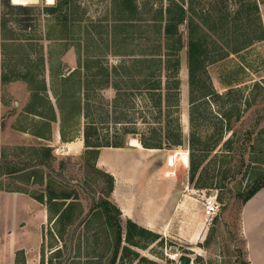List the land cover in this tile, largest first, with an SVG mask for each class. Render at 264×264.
<instances>
[{
	"label": "rangeland",
	"instance_id": "1",
	"mask_svg": "<svg viewBox=\"0 0 264 264\" xmlns=\"http://www.w3.org/2000/svg\"><path fill=\"white\" fill-rule=\"evenodd\" d=\"M58 1L65 0H54L51 6ZM66 1L68 2L66 19L60 18L63 21L59 23L56 14H47L44 10V7L49 6L45 0L22 5L23 8L21 9L13 5L10 0H0V76L2 77L3 73L8 75L7 84L4 85L0 79L1 103L9 102V105L13 106L18 100L24 99L25 87L28 86V83L32 88L38 90L35 93L39 94L42 101L45 100L44 89H42L44 82L48 84L49 98L55 102L59 101L60 96L63 98L66 91L75 94L79 90L81 74L79 72L82 60L86 57L85 51L100 61L106 60L107 63L110 61L111 64L115 63L118 58L126 57L122 55L114 57V47L118 51L120 49L121 53L133 51L137 54L136 56L140 55L138 54L141 53L139 51H143V45H138V43L143 42L141 39L130 43V46L126 42L122 48H120L121 44L117 46L111 44L113 38L116 41H129L126 33L129 30L131 32L136 31V24L144 25L140 22L135 25L128 24L130 27L126 29L125 22L110 21L113 17L112 8L118 3L117 0ZM136 1L140 8L149 3L145 9L150 13L156 11L158 7L164 9L168 2L167 0ZM182 1H184V5L187 4V0ZM196 1L200 3L196 7L200 8L210 6L216 0ZM226 2L229 9L234 11L233 0ZM259 7L264 25V7L262 5ZM143 10H141L142 13ZM150 13L148 15L145 13L143 16L148 17ZM147 23L152 25L151 21L147 20ZM120 26L123 27L122 30L119 28ZM180 31L182 41L186 46L187 29L185 24L180 26ZM214 42L219 49L220 46L224 47V45L233 47L236 41ZM238 42L245 43L247 41ZM217 55L214 54L215 57ZM186 58V48H184L179 54L180 68L178 74L176 78L171 77L173 80L179 81L178 88H174L172 93L174 96L177 93L175 101H177L179 108L175 112V117L178 118L179 122L180 116L181 127L185 135L189 134L190 130L188 120L191 110L188 100ZM108 66L111 67L110 64ZM134 72L131 71V73ZM207 72L210 83L218 95H222V99L217 100V103L208 104V112L203 110L205 117L201 115L197 122L199 134L205 133L208 124L215 123L214 120L218 117L217 115L227 111L229 106L223 103L228 98L230 101L235 100L240 104L241 117L238 121L233 122L230 131H224L220 143L206 154L205 171L200 169L192 182L187 180V174H185L186 171H184L185 168L181 161L176 162L174 172L181 174L180 180L177 181V190L180 192L179 196L187 200V205H185L187 211L195 214L199 206L198 203L201 202V196L203 194L208 196L211 191L218 195L219 201H217L220 210L208 221L199 217L198 212L197 216L195 214L197 218L190 217L185 219L183 223L177 222L176 226L174 225L176 228L179 224L183 225L180 233L182 230L189 232L190 226L197 221H203V239L194 245L182 236L175 235L177 229L174 230L175 234L171 236H162L161 242L157 240L151 244L146 243L144 236L140 245L146 246L145 248L130 246L125 242L126 228L125 225H122L120 253L122 255L124 252L122 251L123 247H127L129 252L131 251L130 253L126 252L127 257H125L123 264H146L139 260L141 257L153 264H176L181 255L189 256L192 259L191 264H242L243 261H246L245 244L240 232L239 218L242 207L238 192L242 193L252 185L254 171L264 174V152L263 154L260 152L261 149H264V40L253 41L251 45L238 52H229L225 58L208 65ZM68 73L70 76H67ZM23 76V80L28 83H23L21 80ZM166 76L164 73L160 76L162 94L165 92ZM32 77L34 79L31 80ZM62 77H69V90L68 87L65 89L64 83H61ZM228 91H231L229 96L226 94ZM109 96L110 94L105 91L102 94L91 91L90 94H83V97L75 95L74 99L83 98L84 101H88L84 108V111H88L87 116L84 113L85 118H88L89 122L102 123L100 125L101 133L105 132L108 135L115 133L116 136H113L111 142H119L123 145L126 143L132 133L123 131L124 128L127 131L134 130V134L137 135L149 134L148 128H164L167 120L163 110L165 104L163 103L164 108L160 118L155 120L152 118L155 113L151 109L145 108L147 101L144 99V90L140 95H137L140 99L135 96L136 105L141 109H138V112L126 110L125 118L121 119L123 121L115 126L114 118L119 111L113 108L111 101L107 100ZM212 98L215 96L210 99ZM223 105L224 107L221 108ZM193 111L194 114L198 113L196 109ZM1 117L3 116L0 112V120ZM226 139H231L230 150H225L223 147ZM132 143L135 142L132 141ZM177 151L181 152L182 149H177ZM173 152L175 151H170L169 154ZM258 155H261L263 161L254 163L253 159ZM174 156V160H176V154ZM179 157L183 158V155ZM62 162L67 176L72 179V182H65L63 186H67V190L71 189L73 199H76L82 207L83 205L86 207L87 214L93 210L92 208L101 214L102 206H98V204L106 198L107 194V185L104 184V179L98 177L99 175L93 176L91 171L86 172L81 160H63ZM57 164V160L52 161L55 168ZM223 175L225 179H223ZM201 176H203V180L200 179ZM204 177H207L208 185L206 188H200L199 185L206 182ZM57 181H60L59 176H57ZM196 186L199 189H196ZM34 191L39 194L43 193L44 186L42 188L37 187ZM110 214H114L113 210L110 211ZM103 221L98 222L100 224L97 226L98 228L94 225L91 227V222L83 225L81 220L76 221V224L66 228V234L64 233L60 238L61 242L49 234L52 226L48 225L46 231L44 230L47 237L41 246L45 264H111L116 234L115 229L114 231L111 228L108 229ZM206 238L207 242H204ZM57 246L60 247V250L56 251ZM133 253H137V256L133 257ZM81 255L83 257L79 261ZM121 255L118 256L115 264H120ZM132 258L134 259L132 260Z\"/></svg>",
	"mask_w": 264,
	"mask_h": 264
},
{
	"label": "crops",
	"instance_id": "2",
	"mask_svg": "<svg viewBox=\"0 0 264 264\" xmlns=\"http://www.w3.org/2000/svg\"><path fill=\"white\" fill-rule=\"evenodd\" d=\"M138 9L143 10L140 7ZM117 10H119L117 6L112 8L113 17L110 21H119L115 17ZM131 23L130 20L125 21L126 29ZM142 23L144 26L147 24L146 21ZM130 31L126 33L129 41H116L113 38L111 44L116 46L121 44L120 48H122L126 42L129 46L130 43L137 42L136 33L132 34L131 40ZM151 42L153 41L141 42L143 49ZM85 55L80 66L79 90L75 94L66 91L63 98L60 96L59 101L55 102L49 98L48 84L44 82L42 89L45 100L42 101L39 94L35 93L38 90L21 79L23 83H28L25 87V98L18 100L13 106L9 105V102H0V112L3 116L0 120V159H3L0 161V264H45L41 246L47 237L46 227L52 226L49 234L61 242L60 238L64 233L66 234V228L73 226L79 220L83 225L91 222V227L93 225L97 227L100 225L98 222L104 219L105 227L113 231L110 222L112 224L114 221L117 222L122 230V225L126 228V222L130 221L158 235L159 239H162V236L175 234L174 230L178 229L175 235L182 236L193 245L203 239V221H197L190 226L189 232L182 230L180 233L183 225L179 224L178 228L175 227L177 222L183 223L190 217L197 218L195 214L197 216L198 212L199 217H203L206 221L210 220L204 213L202 202L198 203L195 214L187 211L185 208L187 200L181 198L177 190L179 179L174 169L176 162L181 161L179 156L186 153L187 163L181 164L189 181V134H184L180 116L178 126L181 145L170 146L163 138L159 147L144 146L141 137H146L148 134L137 135L132 130L128 131L132 135L124 145L95 148L85 146V130L88 132L89 141L98 139V141L107 140L109 143H115L111 140L116 134L101 133L102 123L89 122L83 112L88 101H84L83 98L76 100L75 95L83 97V94H90L91 91L101 94L105 91L110 94L107 100L111 101L114 109L132 111L141 109L136 105L135 96L140 95L144 90L145 98L144 96L143 98L147 101L145 108L154 109L150 95L157 93L158 90H152L146 84L138 85L137 79L140 76L119 68L122 62L126 63L134 58L145 59L148 55L136 56L133 51L121 53L120 49L118 51L114 47V57L120 55L126 57L118 58L113 64L110 61L107 63L106 60L100 61L95 56L87 54V51ZM69 74L67 76H70ZM68 78L62 77L61 83H64L65 89L68 87L69 90ZM160 107L164 108L163 102ZM119 124L114 123L115 126ZM163 130L162 127V135ZM177 149H182V153L176 152ZM170 151L175 152L169 154ZM55 160L58 161L56 168L52 165V161ZM63 160H81L86 172L91 171L93 176L99 175L98 177L104 179L105 185H107L106 175L112 178L111 191L104 199L111 205L101 207L102 215L94 208L87 214L86 207L84 205L82 207L76 199H73L71 189L67 190L68 187L63 186L65 182H72L71 177L67 176ZM171 160L173 165H170ZM57 176L60 177V181H57ZM43 186V193L34 191L37 187ZM196 189H199L198 186ZM49 193L53 194L51 197L54 198L47 202ZM111 210L113 215L110 214ZM59 215H63V219H58ZM239 219L240 232L245 244V260L248 264H264V187L242 206ZM67 220H70L71 224L63 226L62 223ZM57 250H60V247L57 246ZM120 250L121 247L117 258L121 255ZM112 252H114V244ZM82 257L81 255L79 261ZM125 257L122 253L120 264H123Z\"/></svg>",
	"mask_w": 264,
	"mask_h": 264
},
{
	"label": "trees",
	"instance_id": "3",
	"mask_svg": "<svg viewBox=\"0 0 264 264\" xmlns=\"http://www.w3.org/2000/svg\"><path fill=\"white\" fill-rule=\"evenodd\" d=\"M167 5L164 9L161 7L157 8L156 11L149 12L145 8L149 3L145 4L142 9L145 12H141L138 9L139 5L136 0H117L115 6L118 7L115 17L118 20L132 21V24L140 22H147V20L152 22V25H137V30L131 32L136 33L137 40L142 41H153L149 46H145L140 54L148 55L145 59H132L128 62H122L121 67L123 71H135L137 76V84H146L152 90H158L157 93H152L150 95V100L153 102L154 109L151 111L155 113L152 117L155 120L159 119L162 114V109L160 104L163 102L165 104L164 117L167 118L164 125L163 135L161 134V128H150L148 129L149 134L146 137H141V143L144 146L159 147L162 144V139L164 138L170 146L181 145V135L180 128L178 126V118L175 117V112L178 110L177 101H175L174 93L172 90L177 89L179 86V81L173 80L171 77L176 78L180 68L179 54L184 48H186L187 56V75H188V100L191 105V110L189 112V139H188V149H189V172L188 179L192 182L199 170L205 171V158L206 154L213 150L221 141L223 133L225 130L230 131L233 122H236L241 117L240 104L237 101H230L229 98L223 104L228 105V109L225 112L217 115L214 124H208L205 133L202 135L198 132L197 123L200 116H203V110L208 112V104L217 103V100L222 99V95H218L214 87L209 81V75L207 72V66L215 63V61L225 58L229 52L235 53L252 44L253 41H263L264 40V25L261 19L260 5L264 7V0H233L234 11L230 10L227 4V0H216L213 1L207 7L197 8L196 0H187V4L184 5L182 0H167ZM68 2L58 1L55 5H49L44 7L47 14H56L58 22L61 23L66 19ZM160 4V2H159ZM17 8H23L22 5H16ZM150 15L144 17L143 15ZM61 18V19H60ZM150 19V20H149ZM186 25L187 29V42L186 46L182 41V35L180 31V26ZM123 28L122 26L119 27ZM142 29V30H140ZM122 30V29H121ZM151 34V35H150ZM152 37V38H150ZM214 41H236L233 47H224L218 45ZM238 41H247L245 43H240ZM141 44V43H138ZM226 48V49H225ZM214 54H218L217 57ZM164 73L167 78L166 86L164 87L163 94L161 93V80L160 76ZM1 77V76H0ZM8 75L3 73L0 78L3 83L7 82ZM24 79V76L23 78ZM31 80L34 77L30 78ZM172 79V80H171ZM228 96L231 91L226 93ZM126 96V95H124ZM212 96L215 98L210 99ZM174 97V99H172ZM249 105V104H247ZM196 109L198 113L194 114L193 109ZM221 106V108H223ZM118 115L114 118L113 123L122 122L123 118L126 116V110H118ZM137 111V110H133ZM138 112V111H137ZM85 115H88V111H84ZM205 117V116H203ZM199 118V119H198ZM219 118V119H218ZM120 119V120H119ZM94 123V122H92ZM197 129V131H196ZM128 132L127 129H123ZM264 131V129H263ZM135 132V131H132ZM87 131L85 130V146L89 147H99V146H120L121 143H109V141H98L88 140ZM92 135V133H90ZM95 134V133H94ZM231 139H226L223 143L225 150H230ZM262 154L264 149H261ZM259 156V157H258ZM253 159L254 163H260L263 161L261 155H258ZM255 169V168H254ZM177 178L180 180L181 174H176ZM107 177V189L106 197L112 188V178L108 175ZM207 177H204L205 183L199 185L200 188H206L208 185ZM203 180V176L200 177ZM223 179L225 176L223 175ZM252 185L248 187L242 193L238 192V197L240 199L241 207L261 188L264 187V174L262 172H253ZM53 194L47 195V202L51 201L54 197ZM69 198V197H65ZM217 200L219 201L218 195ZM109 206L111 205L108 201H101L98 206ZM113 206V205H112ZM113 208H115L113 206ZM49 209V207H48ZM108 209V208H107ZM63 219V215H59L58 219ZM66 218V217H65ZM51 220V218H50ZM64 224L70 225V220H67ZM110 225L115 229L114 238V252L112 256L111 264H114L118 251L121 245L122 230L120 224L117 222H110ZM60 232V236H61ZM145 236L146 243H154L157 240L159 242V236L150 233L134 223L126 222V232H125V242L130 246H135L138 248H145L146 246L140 245L141 239ZM158 242V243H159ZM204 242H207V238ZM123 256L125 257L128 251L127 247L122 249ZM137 256V253H133ZM139 260L144 261L146 264H153L144 258H139ZM242 264H248L247 261H243Z\"/></svg>",
	"mask_w": 264,
	"mask_h": 264
},
{
	"label": "built area",
	"instance_id": "4",
	"mask_svg": "<svg viewBox=\"0 0 264 264\" xmlns=\"http://www.w3.org/2000/svg\"><path fill=\"white\" fill-rule=\"evenodd\" d=\"M185 156L187 157V153ZM180 160L183 162L182 158H180ZM201 202L207 219H212L215 215H217L220 210V205L217 201V195L215 192H211L208 196L203 194L201 196Z\"/></svg>",
	"mask_w": 264,
	"mask_h": 264
},
{
	"label": "bare ground",
	"instance_id": "5",
	"mask_svg": "<svg viewBox=\"0 0 264 264\" xmlns=\"http://www.w3.org/2000/svg\"><path fill=\"white\" fill-rule=\"evenodd\" d=\"M38 0H10V2L13 4V5H29V4H34L36 3ZM46 1V4L48 5H51L53 4V1L54 0H45ZM182 160L187 163V157L185 155H183V158ZM171 165L173 164L172 163V160L170 161Z\"/></svg>",
	"mask_w": 264,
	"mask_h": 264
},
{
	"label": "water",
	"instance_id": "6",
	"mask_svg": "<svg viewBox=\"0 0 264 264\" xmlns=\"http://www.w3.org/2000/svg\"><path fill=\"white\" fill-rule=\"evenodd\" d=\"M176 264H191V258L186 255H181L178 257Z\"/></svg>",
	"mask_w": 264,
	"mask_h": 264
}]
</instances>
